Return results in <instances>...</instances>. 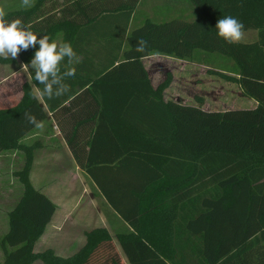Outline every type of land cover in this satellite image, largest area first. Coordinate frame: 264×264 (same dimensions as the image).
Segmentation results:
<instances>
[{"label":"trees","instance_id":"16d2710c","mask_svg":"<svg viewBox=\"0 0 264 264\" xmlns=\"http://www.w3.org/2000/svg\"><path fill=\"white\" fill-rule=\"evenodd\" d=\"M47 1L25 8L21 0H7L5 20L30 25L38 39L70 42L84 56L65 80L70 91L42 99L76 164L104 198L108 224L124 225L115 238L128 264H264V0H188L198 13L192 20L147 18L133 25L140 0H74L71 19L44 11ZM226 16L257 31V39L230 44L220 38L215 27ZM101 23L119 27L104 31ZM141 39L144 53L136 51ZM38 47L0 63L29 64ZM153 55L207 66L210 58L225 62L214 74L237 84L257 106L207 111L166 101L171 76L154 88L143 64ZM31 76L43 88L34 71ZM22 91L18 103L0 102V154L24 157L14 173L23 194L8 212L1 264H127L103 227L86 232L72 256L52 248L35 252L57 206L30 180L34 152L44 142L25 140L36 128L25 113L40 123L48 114L31 83Z\"/></svg>","mask_w":264,"mask_h":264},{"label":"crops","instance_id":"0c3cea01","mask_svg":"<svg viewBox=\"0 0 264 264\" xmlns=\"http://www.w3.org/2000/svg\"><path fill=\"white\" fill-rule=\"evenodd\" d=\"M95 1L97 0H86V3L95 4L94 3ZM170 1L178 3V2H183L185 0H170ZM0 2H2L0 6L1 8H3L7 0L6 1L1 0ZM106 2L107 0H98L97 4L104 5L106 4ZM143 2H144L143 0H140V2L137 4L134 10V19H135L138 7ZM185 2H188V0ZM50 4L52 5L50 6ZM166 7L158 11V13L160 14L161 20H167V19H171L174 17H181L185 20H192L189 17L184 16L183 15L184 11L182 9L179 10L178 8H176L177 7L176 5H173V9L171 7H167V8ZM66 8H69V13L66 15H63L62 11ZM46 10L55 13L57 17H60V18L69 17L68 19H71L75 17L76 5H75L74 0H48L44 6V11ZM147 18L151 19V17L148 16L146 18L141 19L140 21H144ZM133 24H137V23H132V25ZM100 26H103V28L105 29L104 31H110L111 28L119 27V23H101ZM58 40L59 39H57V42ZM86 42L87 40L85 41V43ZM78 57H79L80 62L84 59V56L82 54H79ZM147 60H151V67H158V66H162V64L166 62L167 60L177 61L179 59H175L172 57H166L162 55H153V56L146 57L143 59V64L148 72L149 79L152 82L151 84L154 88H156L155 83H153L152 81L150 66H147L146 64ZM179 61L184 62L182 60H179ZM23 65H30V63L24 64L20 60H18L15 63H11V64H1L0 63V102L1 103H8V104L18 103L21 100L22 95H23L22 86L26 82L31 83L34 91L37 88L31 78L32 77L31 73L33 70L30 67H23ZM213 76L214 75L206 74L205 78H207L206 80L214 81L212 79ZM235 85H236V89L238 90V93L241 95L239 99L243 100V97L245 96L242 94L239 86L237 84ZM221 88L224 91H226V93L230 94L228 91L230 90L229 87L225 88L223 87V84H221ZM37 98L41 102V106H43V108L47 111L48 116L44 121L41 122L43 127L41 128L36 127L33 133L30 134V136H28L27 138H25V140L26 139H39L44 142V146L42 148L36 149L34 152V162H33V166H32L31 173H30V180L32 184L33 182L34 184L36 183V185H38L39 190L42 191L44 194H46L57 206L56 211L53 214L51 221L47 225L46 230L43 235H45L46 232H49L50 230H56L54 232L58 234L60 231L63 230V227L66 225L70 226V228H73L72 231L75 229L77 231L82 230V234L84 237V241H83L84 243L79 245L80 248L76 249V252H77L81 249V247L86 242V236H85L86 232L91 231L98 227H103V228H108L110 232L113 231V234L112 233L111 234L115 235L116 230L124 225L121 224V225L113 227L108 224V221L106 217L104 216L103 211L101 210L102 208H106L104 205L106 202L104 198L99 193H96V192L94 195L101 196V201L99 203L100 205L99 210L98 212H95V213L92 212V215H89V212L94 210L95 202H94L93 197L95 196L92 197V195H90L87 189V186H85L82 179L83 178L88 179L90 183H91V180L84 174L81 168L76 164L72 156L71 150L67 146L65 139L63 138V135L60 132L59 127L57 126L52 114L48 111L43 99L39 98L38 96ZM164 98L166 101L175 100L179 102L178 99L166 98V97ZM248 103L247 104L250 107H247V108L252 109L257 106V102L253 99L248 101ZM189 105H195V104H189ZM242 105L243 104L241 105L235 104V106L237 107H242ZM220 107H224V106H220ZM225 107L226 108H221L219 110H211L209 106H207L206 97H205V104L202 105V108L207 111H224L227 109H243V108H229V106H225ZM42 137L45 138L47 141H44ZM37 155L40 158H37ZM58 155H60V158L65 162V166L67 165V161H66L67 157L70 158L68 160V163H69V165L67 166L68 170H66L64 166L63 167L59 166L61 167V169H59V167H56L55 172L57 176L54 175L52 178L50 177V179H48V182L43 184V182L45 181L47 177L46 174H49V172L44 171V168H43L44 163H46L47 160L52 161ZM56 180L60 182L61 194H59L57 187L54 186V183ZM88 208H90V211L86 212ZM95 219L102 222V224L95 225ZM58 228L60 231L57 230ZM40 239L37 241V243L40 241ZM114 241H117V240L114 239ZM118 248L123 253L121 247L119 246ZM34 250H35V247H34ZM35 252H40V251L36 250ZM76 252H74L73 254H75ZM73 254H71L70 256H72ZM63 257H66V256H63ZM125 260H126V263L128 264L126 257H125ZM39 263L43 264L40 261Z\"/></svg>","mask_w":264,"mask_h":264},{"label":"rangeland","instance_id":"374dc122","mask_svg":"<svg viewBox=\"0 0 264 264\" xmlns=\"http://www.w3.org/2000/svg\"><path fill=\"white\" fill-rule=\"evenodd\" d=\"M143 1L144 2L137 9L135 16L137 20L134 19V23H138L141 19L146 18L148 16L151 17L150 20L152 21H160L161 19L158 11L162 10L166 6L171 7L173 9V5H176V8H178L179 10L182 9L184 11L183 15L189 17L190 19L195 18L198 15L196 9L192 6V4L189 1L185 2L187 0L178 3L171 2L170 0ZM8 2H6L4 6H6ZM1 3L2 2H0V4ZM51 5L52 4H50V6ZM257 37V31L247 30L244 31V37L241 42H253L257 39ZM182 61L184 62H180L179 60H167L162 64V66L158 67H151V60L146 61L147 66H150L152 81L153 83H155L156 88L166 79L168 74L171 76V82L169 86L164 90L163 97L178 99L179 102L184 104H195L200 106L205 104L206 97L207 106H209L211 110H219L221 108H226L225 106H229V108L250 107L248 105V101L252 99L248 98L247 96L243 97V100L239 99L241 95L238 93L235 83L227 81L219 75L214 74L215 71H219V69L225 65V62L210 58L209 64L210 62L211 64L207 66L197 61ZM206 74L214 75L215 77H212L214 81L206 80ZM225 80L229 83H227ZM221 84H223V87L225 88L229 87L230 90L228 91L230 94L226 93V91L221 88ZM235 104L243 105L242 107H237L235 106ZM42 139H44V141H47L43 137ZM38 155L37 158H40ZM69 159L70 158L67 157L66 166L65 162L60 158V155L55 157V159H53L52 161L47 160L46 163H44L43 168L44 171L49 172V174H46L47 177L43 184L47 183L50 177L52 178L54 175L57 176L55 172L56 167L64 166V168L68 170L67 166L69 165ZM23 163V154L18 151L1 152L0 154V238L4 236L9 229L8 212L15 207V205L23 194V184L20 182L19 178L14 174L16 171L22 168ZM61 167H59V169H61ZM82 180L85 186H87L90 195H92V197L95 196L93 197L95 202L94 210L89 212L90 208H88V210L86 211L89 212V215H92V212L95 213L99 210L101 196L94 195L95 190L88 179L83 178ZM33 186L39 190L38 185H36V183ZM54 186L57 187L59 194H61L60 182L58 180L55 181ZM101 210L104 213V208H102ZM101 224L102 222L95 219V225ZM72 229L73 228H70V226L66 225L63 227L62 231H60L59 228L57 229L58 231H60L58 234L54 232L56 230H50L49 232H46V234L43 235L40 241L35 245V251L37 250L41 252L47 248H52L57 255L66 257L70 256L71 254L76 252V249L80 248V244L84 243L82 230L77 231L75 229L72 231ZM111 233L113 234V231H111ZM113 237L115 240H117L115 238V235H113ZM115 242L118 246L119 242ZM121 255L124 261L126 262L124 254L122 252ZM3 259L4 254L0 247V264L3 262ZM37 264L41 263L38 262Z\"/></svg>","mask_w":264,"mask_h":264},{"label":"clouds","instance_id":"9594fccd","mask_svg":"<svg viewBox=\"0 0 264 264\" xmlns=\"http://www.w3.org/2000/svg\"><path fill=\"white\" fill-rule=\"evenodd\" d=\"M34 0H21V6L30 8ZM5 11L0 8V58L17 59L22 50L39 45L35 51L30 65L34 71V78L43 88H36L35 93L39 98L53 99L63 96L70 91L69 85L65 83L67 78L76 74L74 65L79 63V57L70 42L50 41L47 35L38 39V36L30 29V25L24 26L19 19L8 22L5 20ZM220 38L230 44L239 43L244 37V25L232 16H226L218 20L216 27ZM147 41L141 39L137 42L136 51L144 53ZM67 60L65 70L61 72L62 62ZM25 119L37 128L43 125L36 120L31 113H25Z\"/></svg>","mask_w":264,"mask_h":264}]
</instances>
